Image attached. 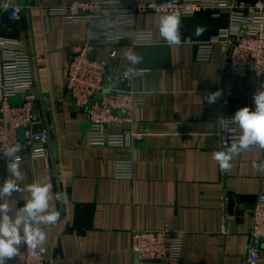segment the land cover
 Listing matches in <instances>:
<instances>
[{"label": "crops", "instance_id": "1", "mask_svg": "<svg viewBox=\"0 0 264 264\" xmlns=\"http://www.w3.org/2000/svg\"><path fill=\"white\" fill-rule=\"evenodd\" d=\"M8 1L22 7L21 20L2 9ZM73 1L85 0H0V39L31 55L34 128L50 135L46 157L22 162L21 191L7 200L10 214L30 197L27 185L52 186L50 207L60 218L45 227L47 264H144L132 250L133 230L166 224L182 233V259L151 264H247L245 235L254 202L264 193V149L253 146L233 156L226 172L213 153L227 147L217 118L244 106L254 110L253 95L264 77L229 74L222 43L213 45L210 60L196 58L200 43L230 27L229 14L182 17L180 45L159 35V18L170 14L154 12L139 13L135 21L137 29L154 31L152 43L93 41V57L108 63L107 87L125 88L120 76L134 67L130 87L142 99L131 123L111 128L128 138L126 147L116 148L91 144L87 112L66 89L69 47L86 41L89 26L67 23L49 7ZM130 51L142 56L140 64L131 65ZM217 90L221 97L209 104L204 94ZM123 159L133 161L132 179L115 177L116 161ZM8 177L0 164V183ZM58 192L65 193L63 203L55 199ZM261 255L264 260V247Z\"/></svg>", "mask_w": 264, "mask_h": 264}, {"label": "built area", "instance_id": "2", "mask_svg": "<svg viewBox=\"0 0 264 264\" xmlns=\"http://www.w3.org/2000/svg\"><path fill=\"white\" fill-rule=\"evenodd\" d=\"M2 9L9 11L14 20H21V6L8 1ZM49 10L63 16L67 23L84 22L89 26L86 41L69 47L66 89L76 105L87 112L92 145L126 147L127 135L111 132V128L131 123L134 111L142 101L130 87L133 73L120 76L125 88L107 87L108 63L93 57V41L104 39L111 45L123 39L134 44L152 43L153 30L136 28L139 13H168L178 19L203 11L214 15L228 13L230 27L200 43L197 60H210L213 45L222 43L226 47L225 69L229 74L264 77V0H85L51 6ZM110 55L114 56L115 52ZM16 98L20 100L14 103ZM35 98L31 55L0 39V164L6 170L7 158L2 151L6 146L19 149L20 167L26 157L37 160L49 154V132L34 128ZM221 130L224 147L239 135V128L227 121ZM115 177L132 179L133 161H116ZM132 239V250L144 264L176 263L182 259V233L170 224L159 229L133 230ZM263 247L264 193H261L253 205L252 227L245 235L247 264H264ZM8 264H47V259L43 252L33 255L24 247L21 255Z\"/></svg>", "mask_w": 264, "mask_h": 264}, {"label": "clouds", "instance_id": "3", "mask_svg": "<svg viewBox=\"0 0 264 264\" xmlns=\"http://www.w3.org/2000/svg\"><path fill=\"white\" fill-rule=\"evenodd\" d=\"M180 21L174 15H162L159 18V35L169 45H180L179 33ZM127 59L135 66L142 62V56L130 51ZM135 71L130 67L125 75ZM222 95L220 90L204 94V99L209 104L216 103ZM255 108L250 110L248 106L238 109L230 119L217 118L223 128L225 122L236 125L239 135L224 150L213 153V159L217 161L221 171H229L232 167L233 156L257 146L264 149V86L253 95ZM16 146H6L2 151L7 158V171L9 177L0 183V264H8L9 261L21 255V248L35 255L44 251L47 240L46 226L54 225L60 218V213L55 207H50L53 199L52 186L40 182H33L26 186L30 197L25 200L22 207L15 210L14 214L7 200L14 193L20 192L19 182L24 179V173L20 167V157L17 155ZM257 167L256 164L253 165ZM264 171V162L259 165ZM55 199L64 202L65 193H55Z\"/></svg>", "mask_w": 264, "mask_h": 264}, {"label": "water", "instance_id": "4", "mask_svg": "<svg viewBox=\"0 0 264 264\" xmlns=\"http://www.w3.org/2000/svg\"><path fill=\"white\" fill-rule=\"evenodd\" d=\"M53 147H54V151H55V149H56V148H55V146H54V145H53Z\"/></svg>", "mask_w": 264, "mask_h": 264}]
</instances>
